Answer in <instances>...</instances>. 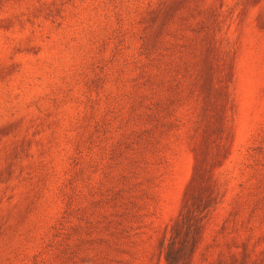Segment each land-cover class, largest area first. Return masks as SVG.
I'll use <instances>...</instances> for the list:
<instances>
[{"label": "rangeland", "instance_id": "obj_1", "mask_svg": "<svg viewBox=\"0 0 264 264\" xmlns=\"http://www.w3.org/2000/svg\"><path fill=\"white\" fill-rule=\"evenodd\" d=\"M0 264H264V0H0Z\"/></svg>", "mask_w": 264, "mask_h": 264}]
</instances>
